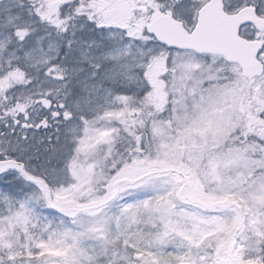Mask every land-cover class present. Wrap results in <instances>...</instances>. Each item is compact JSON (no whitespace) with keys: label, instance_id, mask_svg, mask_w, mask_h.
<instances>
[{"label":"snow or ice","instance_id":"obj_1","mask_svg":"<svg viewBox=\"0 0 264 264\" xmlns=\"http://www.w3.org/2000/svg\"><path fill=\"white\" fill-rule=\"evenodd\" d=\"M0 264H264V0H0Z\"/></svg>","mask_w":264,"mask_h":264},{"label":"water","instance_id":"obj_2","mask_svg":"<svg viewBox=\"0 0 264 264\" xmlns=\"http://www.w3.org/2000/svg\"><path fill=\"white\" fill-rule=\"evenodd\" d=\"M240 54L242 55H247V48L246 47H242L241 49H239Z\"/></svg>","mask_w":264,"mask_h":264}]
</instances>
